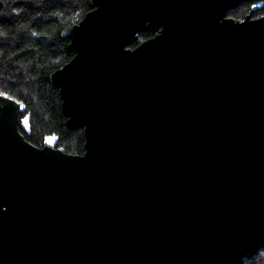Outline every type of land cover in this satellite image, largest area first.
<instances>
[{
  "label": "water",
  "instance_id": "95a60500",
  "mask_svg": "<svg viewBox=\"0 0 264 264\" xmlns=\"http://www.w3.org/2000/svg\"><path fill=\"white\" fill-rule=\"evenodd\" d=\"M240 1L91 0L50 75L82 154L29 142L0 93V264H240L264 247V16L226 18Z\"/></svg>",
  "mask_w": 264,
  "mask_h": 264
},
{
  "label": "trees",
  "instance_id": "16d2710c",
  "mask_svg": "<svg viewBox=\"0 0 264 264\" xmlns=\"http://www.w3.org/2000/svg\"><path fill=\"white\" fill-rule=\"evenodd\" d=\"M249 5L232 12H246ZM92 8L91 0H0V93L19 102L20 131L36 146L53 139L67 153L84 152V129L68 127L50 75L74 56L62 30ZM240 264H264V247Z\"/></svg>",
  "mask_w": 264,
  "mask_h": 264
},
{
  "label": "flooded vegetation",
  "instance_id": "af4514ba",
  "mask_svg": "<svg viewBox=\"0 0 264 264\" xmlns=\"http://www.w3.org/2000/svg\"><path fill=\"white\" fill-rule=\"evenodd\" d=\"M244 2H248L249 8L246 12L243 13H239V14H235L234 12H232L234 9H236L239 5H241ZM264 1L263 0H241L237 5L233 6L232 8L228 9L225 16L226 18H233L235 20H240L243 21L246 16L250 13V11L252 10L253 7L256 8V10L253 12L252 14V18L256 19V18H260L264 16V11L262 9ZM160 28L156 31H152V30H148V31H141L138 33V38L136 41H134L130 47L135 48L136 46H138L139 44H141L142 42L154 37L155 35H157L160 32Z\"/></svg>",
  "mask_w": 264,
  "mask_h": 264
},
{
  "label": "rangeland",
  "instance_id": "374dc122",
  "mask_svg": "<svg viewBox=\"0 0 264 264\" xmlns=\"http://www.w3.org/2000/svg\"><path fill=\"white\" fill-rule=\"evenodd\" d=\"M48 143L52 145L54 143V140L53 139H49Z\"/></svg>",
  "mask_w": 264,
  "mask_h": 264
}]
</instances>
